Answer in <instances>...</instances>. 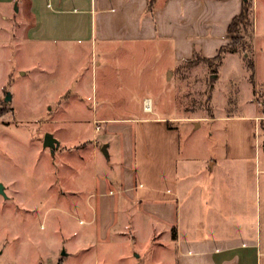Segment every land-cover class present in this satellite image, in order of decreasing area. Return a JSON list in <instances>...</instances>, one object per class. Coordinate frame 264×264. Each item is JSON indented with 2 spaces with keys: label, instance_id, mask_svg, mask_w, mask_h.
Returning <instances> with one entry per match:
<instances>
[{
  "label": "crops",
  "instance_id": "0c3cea01",
  "mask_svg": "<svg viewBox=\"0 0 264 264\" xmlns=\"http://www.w3.org/2000/svg\"><path fill=\"white\" fill-rule=\"evenodd\" d=\"M149 1L0 0V49L12 40L13 9L19 20L12 28L23 35L21 45L30 44L39 68L35 123L57 140L54 162L47 158L48 167L40 164L33 173L11 172L9 158H0L6 193L0 264H43L40 217L62 208H43L40 201L50 196L58 203L66 195L78 221L60 223L65 238L46 246L49 264H109V252L128 244L142 252L157 246L154 264H264V103L254 89L261 84L264 90V76L255 21L254 79L240 52L228 53L208 76L243 82L237 90L251 113L215 116L229 123L225 155L193 167L191 160L181 164V136L173 124L180 118L149 94L156 90L155 68L180 71L195 56L216 57L229 43L228 28L243 0H155L152 11ZM54 58L72 66H60V76L72 79L58 96L46 69ZM85 58L98 73L91 86L81 76ZM211 98L215 107L219 97ZM223 103L222 97L217 105ZM6 107L0 122L15 113ZM82 126L86 133H77L76 142L62 137ZM173 227L172 241L167 234Z\"/></svg>",
  "mask_w": 264,
  "mask_h": 264
},
{
  "label": "rangeland",
  "instance_id": "374dc122",
  "mask_svg": "<svg viewBox=\"0 0 264 264\" xmlns=\"http://www.w3.org/2000/svg\"><path fill=\"white\" fill-rule=\"evenodd\" d=\"M252 2L251 6L254 12L259 46V71L260 78L263 79L264 0H252ZM16 17L19 20V15L11 9L8 23L9 25L11 24L10 32L12 40L7 50L3 51L0 49V99H2L0 100V107L2 106L0 112H9L6 106L13 108L15 112L3 119L1 118L0 158L3 156L9 158L12 164L11 172L22 170V172L33 173L40 168V164L48 167L47 158L51 157L54 162V154H52L54 149L44 145L46 134H44L42 126L35 123L33 110L36 87L35 76L39 68L34 52L29 50L30 44L23 40L21 45L19 39L23 37V35L20 34L18 28L15 30L12 28V23L16 20ZM15 33L20 35H16V39H13ZM57 60L58 58H54L52 64H50L51 62L49 61V64L46 66L49 76L50 71H52L51 78L56 80L51 89L56 96L64 93L66 89H68L72 79L68 74L61 77L59 73V71H61L60 66L62 62V66H64L66 70L72 68L71 64L67 61L60 62ZM87 61V58H85L84 63L80 67V71L81 76L86 79L87 86H91V84L96 82L98 73H96V70H92L91 72V68H89ZM25 71H28L26 77L23 76ZM155 71L156 90L154 93L149 92V94H152V96L156 94V103L159 100L161 103L160 105L165 106L168 115L180 118L179 121L177 120L173 124L178 127V132L181 136V164L191 160L192 166L196 167L200 166L203 160L209 157L217 159L224 156L229 138V123L227 119H218L214 117L232 115L234 113H242L245 115L251 113L246 99H244L243 91L237 90V88L242 87L243 82L236 81L230 83L228 81L223 82V80L214 81V79L208 77L209 74L213 73L212 67L205 62L202 63V61L192 65L186 63L180 71L178 68H174L172 72L170 70L164 72L162 68H155ZM173 71L175 77L170 80L169 75L173 73ZM61 79H63V81H60ZM262 87L263 86L260 84L256 85L254 89L256 88V94L260 95V99L264 103V97L262 94H259V92L263 90ZM29 92L30 94H28ZM213 94L216 98L219 97L216 100L215 107L211 98ZM222 97L224 103L221 107L219 104L217 105V103L220 102ZM7 98L11 100L7 101ZM86 117L87 115L80 116V118ZM14 120L16 121L14 122ZM25 120L32 121V123H27ZM3 121L10 123L5 124ZM86 130L87 126H82V129L79 130L80 132H78V129L69 130L62 137L69 143H74L78 139L77 133H86ZM254 132L255 130L252 127V139L255 138ZM261 138L262 140L264 139V133ZM211 163L212 161L209 162V164ZM59 165L61 164L59 163ZM2 166L3 165L0 163V182L2 181L3 175ZM29 181L31 182L30 187L33 189V183L35 181H33V179H29ZM4 198V195L0 194L1 202ZM68 198L69 195H66L56 203L53 199H50V196H42L40 201L43 208L56 207L57 205L62 208L61 210L54 208L47 212V214L43 212V216L40 217V220H43V228H45V230L41 231V239H43L41 248L38 247V251L43 258V264H49L46 258V246H53V244L55 245L56 242H61L62 239L65 238V235L62 233L64 230L60 223L78 221V218H74L73 216V208ZM175 230V227L168 230V238L172 239V241L175 238ZM135 247L137 246L133 244H128L120 248L118 246L113 251L109 252L111 254V256L108 255L109 264H143L144 261H146L147 264H154L155 261H157L156 257L159 252L156 248L157 246H147L143 252L140 250L141 248L138 250V248ZM116 254H119V258L115 257ZM89 263L95 264V261L92 259L89 260Z\"/></svg>",
  "mask_w": 264,
  "mask_h": 264
},
{
  "label": "trees",
  "instance_id": "16d2710c",
  "mask_svg": "<svg viewBox=\"0 0 264 264\" xmlns=\"http://www.w3.org/2000/svg\"><path fill=\"white\" fill-rule=\"evenodd\" d=\"M155 0L149 1V10H153ZM252 0H243L242 12L234 17L228 28L227 38L229 43L223 46L218 55L214 58H202L195 56L188 60V64L192 65L196 62H205L212 67V72L217 73L225 56L228 53L240 52L244 55L248 69L251 72V79H254L255 65L253 61V37H254V12L252 8ZM2 112V111H1ZM0 112V116L3 113Z\"/></svg>",
  "mask_w": 264,
  "mask_h": 264
},
{
  "label": "water",
  "instance_id": "95a60500",
  "mask_svg": "<svg viewBox=\"0 0 264 264\" xmlns=\"http://www.w3.org/2000/svg\"><path fill=\"white\" fill-rule=\"evenodd\" d=\"M10 100V98H7V101ZM57 144V140L51 135V134H47L45 136V142H44V145L46 147H51V148H55ZM106 148H103V151H105ZM0 194L6 196V193H5V188H4V185L2 183H0Z\"/></svg>",
  "mask_w": 264,
  "mask_h": 264
},
{
  "label": "built area",
  "instance_id": "2783aa9c",
  "mask_svg": "<svg viewBox=\"0 0 264 264\" xmlns=\"http://www.w3.org/2000/svg\"><path fill=\"white\" fill-rule=\"evenodd\" d=\"M145 106H146L147 109L150 108V102L148 100H146ZM96 130H98V131L101 130V126L98 123H97V126H96Z\"/></svg>",
  "mask_w": 264,
  "mask_h": 264
}]
</instances>
